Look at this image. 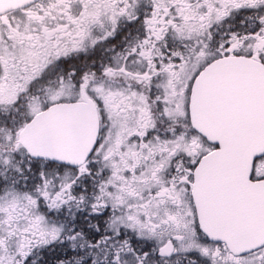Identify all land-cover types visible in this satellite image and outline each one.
Listing matches in <instances>:
<instances>
[{
    "label": "snow or ice",
    "instance_id": "6c2138e0",
    "mask_svg": "<svg viewBox=\"0 0 264 264\" xmlns=\"http://www.w3.org/2000/svg\"><path fill=\"white\" fill-rule=\"evenodd\" d=\"M0 264H264V0H0Z\"/></svg>",
    "mask_w": 264,
    "mask_h": 264
}]
</instances>
